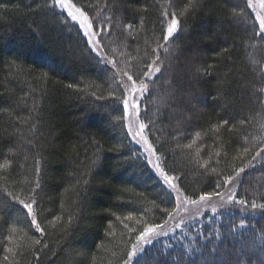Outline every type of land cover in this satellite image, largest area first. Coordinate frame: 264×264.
<instances>
[{
  "label": "trees",
  "instance_id": "trees-1",
  "mask_svg": "<svg viewBox=\"0 0 264 264\" xmlns=\"http://www.w3.org/2000/svg\"><path fill=\"white\" fill-rule=\"evenodd\" d=\"M68 2L98 14L99 54L54 0H0V264H127L169 220L176 200L131 144L114 81L156 58L144 125L163 173L196 200L244 171L237 201L264 205V37L248 1ZM232 214L173 230L132 264H264L263 248L237 249L263 240L261 219Z\"/></svg>",
  "mask_w": 264,
  "mask_h": 264
},
{
  "label": "rangeland",
  "instance_id": "rangeland-1",
  "mask_svg": "<svg viewBox=\"0 0 264 264\" xmlns=\"http://www.w3.org/2000/svg\"><path fill=\"white\" fill-rule=\"evenodd\" d=\"M247 1L254 14L255 21L259 26L260 31L264 37V29H262L261 27V21H264V0ZM54 4L55 9L58 12L60 10V13L64 14V16L68 20L73 21L78 26V28L83 31V34L88 39V42L92 49L97 54H99L98 51L101 47L100 30H93L91 25V18H93L92 21H95L97 23L98 14L92 13L90 16L91 18L89 19L88 17H86V15L82 14L77 9V7H75L72 3H69L68 0H61L60 4H57L56 0H54ZM73 16L76 17L75 20L72 19ZM169 17L172 18L171 14L169 15ZM171 22V20H168V22L165 23L169 27ZM173 34L171 38L173 37ZM105 59L107 61V57ZM162 68V64H160L159 59L156 58L153 61L151 70L147 74L143 75L140 79H137L136 75L132 72L124 73L122 70H116L117 68L114 69L116 72V80L114 81L119 88L117 96H120V106H122L124 110L128 127V135H130L129 140L131 144H133V146L140 151L144 161L148 163L151 169L155 172V175L161 179L165 188L168 189L167 191L169 192V194L176 200V207L171 213L169 220L165 222L162 226L151 227V232L147 233L143 239H138L137 247L135 248L137 255L142 251L146 252V248L150 247L149 244L161 238H164L168 235L169 232H173V230H184V228L200 226V224L204 225L208 221L213 224L222 223L223 218H229V216L233 215L232 213L245 214L254 221L261 219L260 224L264 228V205H256V203H252L250 204V206H247L244 205L242 202L237 201L238 198L236 197V191L239 185H243L244 179L247 177L246 174H248L247 172L245 173L244 171H242L234 181H227L225 188L220 192L219 196L214 194L207 195L208 198L205 200H201L200 198L196 200H191L187 198L177 187L176 182H174L176 178L174 176H167L163 173L164 171L162 170L160 164L161 158L156 153L155 149L150 146L147 140L151 134H149V132L147 131V126L144 125L146 115L144 116L145 109L143 108L145 105L148 104V97L154 96L156 93V82L158 80V77L161 76L159 73ZM157 69H159V72H157ZM153 74H155L154 78ZM129 76L132 77L131 81L128 79ZM113 79L111 80L113 81ZM115 83L114 86L116 87ZM142 86H146L147 90H143ZM125 100H127L128 102L127 108L125 107ZM196 109L198 110L199 107L196 106ZM255 167L256 165L253 168L251 166L249 173L255 172L256 170H252ZM19 204L29 215H32L34 210L33 206H31V209H29L25 207V205L29 204ZM256 207H262V209ZM224 211L226 213H223ZM227 212L230 215H227ZM208 228L212 229L210 227ZM239 238L240 237H235L233 241L239 242ZM247 239L249 241L245 243V245L239 243V245H237V247L239 248L237 249L245 250L252 254L257 253L259 256L261 255V259L263 260V253L259 252V249H264V243L262 242L264 241V236L263 240L256 239L253 235L251 236V238ZM220 254L222 258L231 257L233 255L229 250H222ZM214 259V257H210L205 262H212V260ZM132 261L133 260L129 259V262L127 264H131ZM142 262H144V260ZM142 262L140 263L142 264Z\"/></svg>",
  "mask_w": 264,
  "mask_h": 264
},
{
  "label": "snow or ice",
  "instance_id": "snow-or-ice-1",
  "mask_svg": "<svg viewBox=\"0 0 264 264\" xmlns=\"http://www.w3.org/2000/svg\"><path fill=\"white\" fill-rule=\"evenodd\" d=\"M56 3H57V4H60V3H61V0H56ZM72 19L75 20L76 17L73 16ZM261 27H262V29H264V21H261ZM176 28H177V20L175 19V17H173L172 22H171L170 26H169L168 29H167V35L164 36V39H165V40H168V38H169L170 36H172V34L176 31ZM157 72H159V69H157ZM128 79L131 81V80H132V77L129 76ZM133 83H134V82H133ZM142 89H143V90H147V89H146V86H142ZM125 107H126V108L128 107V102H127V100H125ZM231 179H232V177H229V180H231ZM225 183H227V181H225ZM214 195L219 196L220 193L217 192V193H215ZM207 198H208L207 195H202V196L200 197L201 200H205V199H207ZM21 203H23V202H21ZM25 207L31 209V205H25ZM32 223L35 225V224H36V220L33 219ZM37 229L39 230L38 225H37ZM151 231H152V229H150V228H146V229H145V232L140 233V237H139L138 239H143V238L146 236V234L149 233V232H151ZM37 243H39V241H37ZM136 255H137V252L135 251V246H134V251H133L132 253H129V259H130V260H134V257H135ZM5 259H7V257H5Z\"/></svg>",
  "mask_w": 264,
  "mask_h": 264
},
{
  "label": "bare ground",
  "instance_id": "bare-ground-1",
  "mask_svg": "<svg viewBox=\"0 0 264 264\" xmlns=\"http://www.w3.org/2000/svg\"><path fill=\"white\" fill-rule=\"evenodd\" d=\"M261 63H262V65H264V60H263ZM262 65H261V66H262ZM127 134H128V130H127ZM128 138H130V135H128ZM32 204L34 205V203H33V202H32V203H30L29 205H32ZM33 205H32V206H33ZM128 262H129V261H128ZM128 262H127V263H128ZM131 264H132V263H131Z\"/></svg>",
  "mask_w": 264,
  "mask_h": 264
}]
</instances>
